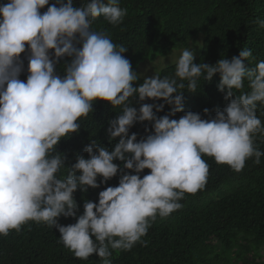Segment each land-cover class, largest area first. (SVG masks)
<instances>
[{
    "label": "clouds",
    "instance_id": "1",
    "mask_svg": "<svg viewBox=\"0 0 264 264\" xmlns=\"http://www.w3.org/2000/svg\"><path fill=\"white\" fill-rule=\"evenodd\" d=\"M126 15L119 0H85L78 7L74 0L0 4V235L19 232L29 221L43 223L59 230V241L75 258L95 253L102 264H112L114 250L147 246L142 238L157 216L169 217L183 208L186 193L205 188L210 165L204 156L235 172L249 158L261 164L264 151L255 140L264 136L257 115L264 105V60L247 68L252 51L240 49L231 59L196 63L193 48H184L173 74L154 73L134 86L141 75L122 55L127 48L92 28L99 17L118 25ZM253 22L264 28V19ZM64 57L71 60L60 75L56 66ZM217 73L228 103L214 116L204 108L208 118L185 111L184 90L195 93L201 79L211 81ZM245 80L250 91H242ZM97 100L120 109L105 132L109 142L119 139L111 150L91 139L83 148L88 158L77 153L66 165L56 146L79 132V121L93 113ZM166 105L170 110L158 115ZM143 122L151 127L138 140L130 129ZM145 169L150 172L141 175ZM117 176V185L107 184ZM101 185L98 200H85L78 215L74 193ZM61 216L76 222L62 225Z\"/></svg>",
    "mask_w": 264,
    "mask_h": 264
},
{
    "label": "trees",
    "instance_id": "2",
    "mask_svg": "<svg viewBox=\"0 0 264 264\" xmlns=\"http://www.w3.org/2000/svg\"><path fill=\"white\" fill-rule=\"evenodd\" d=\"M54 0H50L53 3ZM66 2V0H65ZM85 0H74L80 6ZM120 6L127 8V15L118 25H112L103 17L93 21L94 31L105 32L117 45H124L123 53L135 68L145 59L153 60L174 49L190 48L192 40L203 33L200 52L195 56L196 63H216L221 57L231 59L238 56L240 49H251L252 56L245 60V66L252 68L264 60V28L253 21L264 19V0H119ZM7 0H0V4ZM47 6L41 9L46 11ZM51 51V50H50ZM24 57V54H21ZM71 58H62L56 66L58 74H64V65ZM27 60L25 59V69ZM175 63L163 67L161 76L171 75ZM27 71L20 76L26 80ZM141 80L134 86L142 83ZM220 75L211 81L198 82L195 93L184 90V110L203 113L204 108L214 116L216 109H222L228 101L217 85ZM226 91V90H225ZM242 91H250L248 81ZM240 91H236L239 95ZM234 98V97H233ZM145 102L151 103V100ZM162 102V101H157ZM134 106L135 101L133 102ZM94 111L79 121L81 128L67 139H61L56 150L66 156V165L75 162L76 154L83 152L91 139L108 147L105 132L109 121L115 118L120 109L110 103L97 100ZM170 110L165 106L164 115ZM183 112L177 113L178 119ZM257 115L264 123V105H258ZM149 122L137 123L131 132L138 134V140L146 136L145 126ZM256 144L264 151V136L257 135ZM210 165L208 181L203 190L196 194H185L183 208L161 219L157 216L143 237L147 246L137 243L130 251L114 250L112 264H264V157L261 164L253 163L254 157L246 160L241 172L233 171L226 164H217L213 157L204 156ZM115 163L123 166L122 162ZM67 169L61 173L66 174ZM150 172L145 169L141 175ZM119 176L107 182L117 185ZM99 180V177H98ZM105 185L87 192L77 190L75 199L83 213L85 200H98V192ZM75 218L61 216L59 223H75ZM59 230L46 224L29 221L21 231H10L8 236L0 235V264H102L94 253L87 260L75 258L62 242Z\"/></svg>",
    "mask_w": 264,
    "mask_h": 264
},
{
    "label": "rangeland",
    "instance_id": "3",
    "mask_svg": "<svg viewBox=\"0 0 264 264\" xmlns=\"http://www.w3.org/2000/svg\"><path fill=\"white\" fill-rule=\"evenodd\" d=\"M203 36L204 34L200 33L192 40L191 47L194 50V56H197L200 52ZM183 49L184 48L174 49L168 55H159L153 60L145 59L133 68V70L140 73L141 77H150L154 73H159L163 67L175 63Z\"/></svg>",
    "mask_w": 264,
    "mask_h": 264
}]
</instances>
